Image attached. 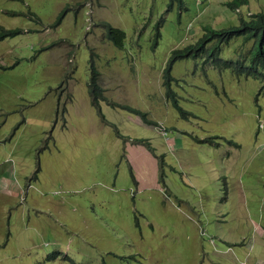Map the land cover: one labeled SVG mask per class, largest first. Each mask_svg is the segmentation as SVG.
<instances>
[{
  "label": "rangeland",
  "instance_id": "374dc122",
  "mask_svg": "<svg viewBox=\"0 0 264 264\" xmlns=\"http://www.w3.org/2000/svg\"><path fill=\"white\" fill-rule=\"evenodd\" d=\"M227 1L0 0V26L18 29L0 39V264L264 263L261 82L177 57L185 116L161 82L204 25L264 16V0ZM251 44L233 37L219 57Z\"/></svg>",
  "mask_w": 264,
  "mask_h": 264
},
{
  "label": "trees",
  "instance_id": "16d2710c",
  "mask_svg": "<svg viewBox=\"0 0 264 264\" xmlns=\"http://www.w3.org/2000/svg\"><path fill=\"white\" fill-rule=\"evenodd\" d=\"M247 0H229L226 2L230 8L238 7L245 4ZM105 35L113 41L115 45L120 46L124 37V32L118 27H114L106 22L103 23ZM202 33L192 44H186L181 48L171 50V57L168 60L166 67L162 70V85L164 86V96L171 100L172 105L180 112V115L185 116L187 111L181 109L174 95V91L170 88L171 76L169 75L170 64L175 58L187 56L199 57L203 55V62H208V65L217 69H229L234 75L250 76L261 81L259 90L264 91V16L261 11L248 13L245 17L239 16L237 25L213 28L205 26ZM18 29L4 28L0 26V39L8 35H13ZM159 35V31H155V38ZM241 36L242 40H252L251 47L246 52H240L233 58L219 57V51L222 44H226L231 38ZM90 76L87 80L88 90L91 94L93 102L105 100L102 94V87L98 83V71L94 67L92 61L90 63ZM111 105H116L113 101L108 102ZM127 111L138 114L142 120L150 122L145 117V111L132 107L127 104H117ZM121 136L119 133H117ZM211 140L209 138L198 139V141ZM134 142L144 144L148 147V141L145 139H134ZM217 145L218 142L214 141ZM161 160H157L158 167ZM128 172L134 181L131 167L128 165ZM54 254V253H52Z\"/></svg>",
  "mask_w": 264,
  "mask_h": 264
},
{
  "label": "clouds",
  "instance_id": "9594fccd",
  "mask_svg": "<svg viewBox=\"0 0 264 264\" xmlns=\"http://www.w3.org/2000/svg\"><path fill=\"white\" fill-rule=\"evenodd\" d=\"M247 2H248V0H247ZM247 2H246V3H247ZM246 3H245V4H246ZM226 5H227V4H226ZM242 5H244V4H242ZM228 7H229V6H228ZM238 7H239V6H238ZM238 7H234V8H231V9H238ZM229 8H230V7H229ZM205 26H210V25H204L203 27H205ZM210 27H211V26H210ZM219 28H220V27H219ZM104 33H105V31H104ZM238 37H241V36H238ZM196 39H197V38H196ZM231 39H232V38H231ZM251 41H252V40H251ZM186 44H188V43H186ZM186 44H185V45H186ZM190 44H192V43H190ZM222 45H223V44H222ZM222 45H221V46H222ZM183 46H184V45H183ZM183 46H182V47H183ZM173 49H174V48H173ZM235 56H236V55H235ZM235 56H234V57H235ZM231 58H233V57H231ZM170 65H171V64H170ZM218 70H219V69H218ZM220 70H222V69H220ZM232 74H233V73H232ZM235 76H237V75H235ZM239 76H242V75H239ZM245 77H250V76H245ZM252 78H253V77H252ZM256 79H257V78H256ZM258 80H259V79H258ZM259 81H260V80H259ZM161 82H162V81H161ZM260 82H261V81H260ZM169 84H170V83H169ZM258 89H259V88H258ZM166 100H168V99H166ZM170 101H171V100H170ZM171 104H172V103H171ZM124 109H125V108H124ZM145 115H146V113H145ZM145 117H146V116H145ZM141 119H142V118H141ZM146 119H147V118H146ZM142 121H145V120H142ZM145 122H148V121H145ZM148 123H149V122H148ZM155 125H157V124H155ZM158 127H162V126H158ZM160 130L163 131V128H161ZM197 141H198V140H197ZM206 141H208V140H206ZM209 141H210V140H209ZM140 144H141V143H140ZM142 145H143V144H142ZM152 153H153V152H152ZM153 155H154V154H153ZM154 156H155V155H154ZM157 160H161V159L158 158ZM157 165H158V164H157ZM160 165H161V162H160ZM159 167H160V166H159ZM134 181H135V183L137 182L136 180H134ZM262 264H264V263H262Z\"/></svg>",
  "mask_w": 264,
  "mask_h": 264
},
{
  "label": "crops",
  "instance_id": "0c3cea01",
  "mask_svg": "<svg viewBox=\"0 0 264 264\" xmlns=\"http://www.w3.org/2000/svg\"><path fill=\"white\" fill-rule=\"evenodd\" d=\"M126 155H132V154H128L127 152H126ZM154 161H155V159H154ZM4 171V168H2V169H0V172H3Z\"/></svg>",
  "mask_w": 264,
  "mask_h": 264
}]
</instances>
